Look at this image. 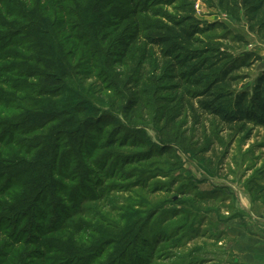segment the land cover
<instances>
[{"label": "rangeland", "instance_id": "rangeland-1", "mask_svg": "<svg viewBox=\"0 0 264 264\" xmlns=\"http://www.w3.org/2000/svg\"><path fill=\"white\" fill-rule=\"evenodd\" d=\"M61 1L0 0V24L11 23L10 16L19 10L36 14L39 8L43 12L48 8L46 15L52 18H62L64 14L57 15L60 7L72 9L71 2ZM182 3L162 9L173 14ZM93 5L116 10L118 5L129 7V0H92ZM195 12L202 26L216 25L211 35L221 39L235 57L249 58L239 88L250 91L264 71V41L250 33L245 19L234 20L214 4L198 0ZM84 14L87 28L83 34L92 37L99 14ZM47 19L37 20L42 33L39 41L50 55L49 64L63 78L59 97L38 98L40 80H15L0 72V83H5L0 84V136L8 135L7 129L13 133V125L19 130L33 129L44 115L57 119L48 127H53V134L47 149L39 140L42 132L20 140L17 130L15 143L19 140V144L0 146V187L13 180L10 193L16 202L26 203L29 195L36 196L38 215L48 213L45 229L58 228L44 238L48 244L44 262L35 260L43 252L39 246L23 244L15 252V263L264 264V199H253L247 190L250 179L264 175V128L248 127L243 134H231L217 132L209 123L196 128L180 120L171 131L166 120L159 123L160 98L154 91L147 94L152 68L146 66L145 82L130 87L128 81L138 62L122 68L99 55L86 66L83 47L75 60H60L56 42H47V35L57 32L45 26ZM13 27H0V37L14 31ZM75 45L71 40L65 54ZM22 55L43 60L39 55ZM13 63L4 65L12 68ZM70 65L74 70L65 75ZM35 70V62L19 69ZM15 85L23 86L22 93ZM136 97L144 102L138 108L141 113L128 120L123 107ZM205 134L216 135L214 142L205 141ZM112 136L122 141L113 144ZM136 140L139 144L134 146ZM140 155L145 158L141 160ZM15 203L0 198V205L34 215L27 206ZM0 218L15 221L3 211ZM22 225L27 231V223ZM5 237L0 236V249L8 243Z\"/></svg>", "mask_w": 264, "mask_h": 264}, {"label": "trees", "instance_id": "trees-1", "mask_svg": "<svg viewBox=\"0 0 264 264\" xmlns=\"http://www.w3.org/2000/svg\"><path fill=\"white\" fill-rule=\"evenodd\" d=\"M180 1L129 0V7L128 5L127 7L118 5L115 10L114 8L109 9L108 5H104L102 9L98 6L94 7L92 0H68L71 2L72 11L60 7L57 15L64 14L62 18L59 16L52 18L46 15L50 13L48 8L44 12L39 8L40 10H37L36 14L33 12L23 14L19 10L18 13L10 16L11 23L0 24L1 30L17 27L14 31H8L7 34L0 37V44L4 43L0 45L1 75L4 76L8 73L15 80L26 77L37 78L42 86V89L38 90V98L59 97L63 78L58 74L60 73L59 69L51 63L49 64L50 55L47 50H43L39 41L42 33L37 20L41 23L42 19L47 17L45 26L50 25L57 31L51 36L47 35V42L53 44L56 42L58 48L56 47L55 54L60 60L62 57L75 60L83 47L82 62L86 66H89L99 55L110 59L114 66L121 65L122 68L129 69L132 63L138 62L137 68L133 70L132 78L128 81L130 87L134 85L139 87L141 82H145L147 80L145 68L147 65L152 68V77L147 80V86H150L151 90L147 94L151 95V92L154 91L160 98L157 104L159 106L157 114L161 116L158 118L159 123L162 124L166 120L171 131H175L180 120H184L185 123L189 121L196 128H203L209 123L215 127L217 132L227 130L231 134H243L248 127L264 128V71L259 74L250 91L240 89L239 84L244 80L241 72L248 67L249 58L235 57L221 39L212 36L211 32L216 28V25L202 26L195 12L198 0H183L182 5L174 8L173 14L162 9L167 6H175ZM204 1L211 5L214 4L234 20L245 19L250 33L264 41V0ZM87 12H91L95 16L99 14L98 23L96 24L97 21L94 23L95 32L92 37H85L83 34L87 28L86 15L83 16V13ZM65 15L69 18L68 20ZM71 40L75 41L76 45L65 54V47ZM24 52L31 56L39 55L43 57V60L36 62L33 59L25 58L22 55ZM4 62L16 63L11 64L12 68H10V64L4 65ZM28 62H35L38 71H33L34 74L19 71L21 66ZM69 67L65 70V75L73 72V66ZM19 73L21 74L19 75ZM46 87L48 89H45ZM17 88L22 93L23 86ZM143 103L139 97L129 99L123 107L126 119L133 121L134 117L139 112L141 113L138 108ZM7 107L9 106L7 105ZM55 121H57L56 118L44 115L33 129L29 127L19 130L13 125V133L7 129L5 133L7 132L8 135L0 136V146L9 147L13 143L19 144V140L15 143L14 133L17 130L19 139L20 137L25 138L23 140H30L27 135L42 132L41 137L38 135L39 140L43 139V149H47L53 134V127H48ZM47 128L49 131H46ZM215 138L216 135L213 137L204 135L205 141L209 139L214 142ZM118 140L121 139L115 136L111 137L113 144ZM177 141L178 138L174 142L177 143ZM33 142L37 141L33 140ZM137 144L139 141L133 142L134 146ZM59 147L60 145H58ZM30 148L28 151L31 150ZM58 152L55 156L59 154ZM139 158L143 160L142 158L145 156L140 155ZM263 179L264 175L260 178H252L247 182V190L255 200L264 199ZM12 182L14 181H9L0 187V198H7L9 202L15 203L17 199L10 193ZM27 198L26 203L18 201L15 204L27 206L29 211L34 212L33 216H29L28 211L17 213L14 206L0 205V211L12 215L15 220L14 222L12 220L4 221L5 218H0V236H6L8 242L0 249L3 250L0 252V264H16L15 252L23 244L40 247L43 252L35 257L36 261L44 262L47 256L44 250L48 244L44 238L53 234L58 228L55 226L45 229L44 219L48 213L39 204L40 210L44 212L38 215L41 212L39 210L37 212L34 207V203L37 201L36 196L29 195ZM40 200L41 198L38 203ZM36 222H39L40 226L36 225ZM26 223L27 231H23L22 224ZM11 238L13 241H9Z\"/></svg>", "mask_w": 264, "mask_h": 264}]
</instances>
